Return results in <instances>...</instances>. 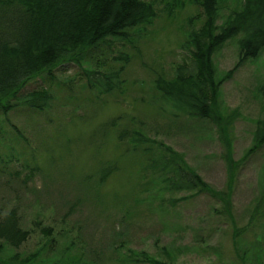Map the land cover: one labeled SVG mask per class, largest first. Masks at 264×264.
<instances>
[{"label":"rangeland","instance_id":"obj_1","mask_svg":"<svg viewBox=\"0 0 264 264\" xmlns=\"http://www.w3.org/2000/svg\"><path fill=\"white\" fill-rule=\"evenodd\" d=\"M144 1L155 15L127 29L131 45L108 37V47L90 56V64L100 70L121 67L118 90L95 95L84 86L80 67L68 63L53 70L54 81L37 78L26 84L27 89L47 87L50 96L41 111L17 105L1 116L0 210L15 207L26 232L18 247L3 246L2 257L36 253L32 264H74L69 257L76 253L88 264H125L112 259L114 248L123 243L165 263L264 264V205L251 228L233 238L217 198L192 190L157 192L158 180L151 181L141 168L142 149L126 136L118 141L116 134L140 129L181 154L214 189L223 190L230 175L232 223L245 226L264 177V146L246 153L256 121L264 118V94L257 90L264 80V46L235 68L238 35L209 55L220 78L222 112L234 111L223 133L213 123L174 114L157 99L153 84L158 74L171 78L197 68L194 48L185 42L205 32L202 5L199 0ZM242 4L216 0L210 34ZM120 50L126 62L116 59ZM228 153L236 163L232 170L226 166ZM107 165L114 170L101 179L100 168ZM28 166H35L33 172Z\"/></svg>","mask_w":264,"mask_h":264},{"label":"trees","instance_id":"obj_2","mask_svg":"<svg viewBox=\"0 0 264 264\" xmlns=\"http://www.w3.org/2000/svg\"><path fill=\"white\" fill-rule=\"evenodd\" d=\"M199 3L206 15L205 32L193 33L185 42V45L191 43L194 48L191 57L196 61L197 68L194 72L179 73L171 78L158 74L153 84L157 99L167 103V107L174 114L196 118L197 121L205 120L216 125L221 132L228 133L234 111L227 115L222 112L218 101L220 78L216 69L210 66L209 55L211 51L222 46L226 39L238 35L237 60L232 68L247 57L255 56L260 47L264 46V0H243L240 8L226 17L218 31L213 34L210 31L214 28L216 0H199ZM154 15L151 4L144 0H0V119L17 105L31 111H41L46 107L50 96L47 87L41 84L39 87L27 89L26 84L37 78L54 81L53 70L68 63L80 67L84 86L93 90L95 95L118 90L120 81L117 73L121 67L100 70L98 64H90V56L95 50L103 48V45L108 47V37L119 38L123 46L131 45L132 39L126 33L127 29L148 23ZM125 56L120 50L116 59L126 62ZM83 62L87 65L80 66ZM229 72L230 70L225 76ZM257 90L264 94V80ZM111 124L112 121L108 123ZM116 134L118 141L126 136L133 147L139 146L137 148L142 149L145 163L141 168L146 170L151 181L158 180L157 192L192 190L217 198L221 202L223 213L228 217L233 238L251 228L257 219L264 205V177L246 225L237 228L232 223L230 212V175L223 190L214 189L186 163L181 154L147 138L140 129L131 132L121 130ZM229 140V137H225L226 146L230 149ZM263 146L264 118L256 121L246 153ZM152 149L157 151H150ZM225 158L228 169H234L236 163L231 154L228 153ZM113 167H101V179L108 176L109 171L114 170ZM28 168L31 173L35 166ZM158 198L161 202L166 201L162 197ZM167 199L171 204L172 197ZM18 221L15 207L4 213L0 210V264H32L36 257V253L21 257L16 252L2 257L3 246L16 248L26 238V232ZM41 230L50 232V228L45 226ZM233 242H236L235 239ZM66 249L70 248L67 246ZM163 252L168 255L164 249ZM113 253L112 259L118 263L128 264L141 260L147 264H172L150 258L143 250L124 247L123 243L114 248ZM75 259L80 264H88L87 260H81L76 253L71 254L69 263L78 264Z\"/></svg>","mask_w":264,"mask_h":264}]
</instances>
